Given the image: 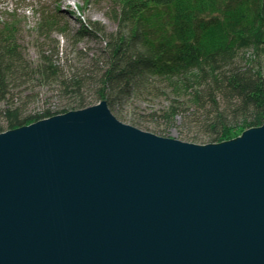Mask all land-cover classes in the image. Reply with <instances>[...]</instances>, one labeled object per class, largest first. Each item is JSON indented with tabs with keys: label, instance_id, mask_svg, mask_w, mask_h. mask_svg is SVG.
Wrapping results in <instances>:
<instances>
[{
	"label": "water",
	"instance_id": "1",
	"mask_svg": "<svg viewBox=\"0 0 264 264\" xmlns=\"http://www.w3.org/2000/svg\"><path fill=\"white\" fill-rule=\"evenodd\" d=\"M0 264H264V123L196 144L100 100L0 132Z\"/></svg>",
	"mask_w": 264,
	"mask_h": 264
},
{
	"label": "trees",
	"instance_id": "2",
	"mask_svg": "<svg viewBox=\"0 0 264 264\" xmlns=\"http://www.w3.org/2000/svg\"><path fill=\"white\" fill-rule=\"evenodd\" d=\"M85 1L119 8L115 18L120 28L109 32L99 21L79 17L74 27L61 0L54 9L39 4L35 31L40 40L31 42V56L16 13L0 21V132L93 104L77 94L89 84L97 87L95 100H106L108 106L133 93L142 99L163 95L170 105L162 116L200 120L208 143L264 123V0ZM53 33L62 35L65 44ZM87 39L104 42L89 65L78 59ZM69 51L81 67L67 63ZM33 82L55 84L73 100L24 114L23 99L27 103L31 96L26 85Z\"/></svg>",
	"mask_w": 264,
	"mask_h": 264
},
{
	"label": "rangeland",
	"instance_id": "3",
	"mask_svg": "<svg viewBox=\"0 0 264 264\" xmlns=\"http://www.w3.org/2000/svg\"><path fill=\"white\" fill-rule=\"evenodd\" d=\"M39 4L46 5L50 7V9H54L56 0H0V21H3L4 19L6 20L12 16V13H16L14 14L16 15L14 20H20V24L23 27L21 39L23 43L26 44L29 53L32 54L31 56H35L34 47L31 42L35 43V40H40L37 32L35 31L37 23L40 19ZM59 4L64 11V15H66V18L74 27H77L76 18L79 17L84 22H87L88 19L92 21H99L109 32L117 31L120 28L118 26L119 22L115 18V11L118 12L119 8L112 9L108 3H88L85 0H61ZM69 10H72L74 14L71 15L68 12ZM53 36L56 39H60L61 45L65 44L62 35L53 33ZM103 45L104 42L101 39H87L83 41L80 45L82 51L80 55L82 57L80 58V56H78V59H81L82 62L85 61V63L89 65L92 55H94L96 50L98 51V49H100ZM247 55L248 53L245 54L244 57H247ZM75 56V54L69 51L66 58L67 63H76L77 66L81 67ZM259 63L261 65L262 60H259ZM103 65L104 60H100L97 64V66H100L101 68ZM262 65L264 66V64ZM57 88L58 87L55 84L48 86H43L36 82L27 84V93L31 96L29 97L27 103L24 102L23 99L22 108L24 114L38 113L44 108L51 106L55 109V107L62 106V104L66 105V102L73 100V96H66L64 95V91H58ZM96 89L97 87L95 84H89L77 94H81L80 96L85 97L86 101L96 104L100 101L95 100V98L98 97ZM169 105V99L163 95L160 97H153L151 99H142L140 96H136L133 93L129 99L120 100L116 106H109V109L120 121L133 125L141 130L149 131L159 136L175 138L196 144L208 143L206 139H204L203 135H205V129L200 125V120L192 122L189 117L185 119L180 114H176L172 119H166L165 115L162 116L163 111H167ZM1 107H3V103H0V108ZM117 115H121L124 119L121 120L119 116L117 117ZM129 119L140 121V123L146 127L142 128L135 125L130 122ZM0 123H2L1 114ZM241 132L242 131L236 130L235 133H233V138L240 135ZM192 137H197V139H192Z\"/></svg>",
	"mask_w": 264,
	"mask_h": 264
}]
</instances>
